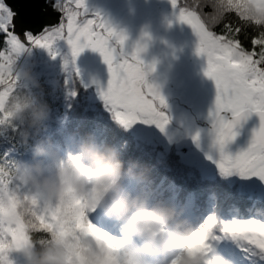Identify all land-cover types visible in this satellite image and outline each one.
Listing matches in <instances>:
<instances>
[{
    "label": "snow or ice",
    "instance_id": "6c2138e0",
    "mask_svg": "<svg viewBox=\"0 0 264 264\" xmlns=\"http://www.w3.org/2000/svg\"><path fill=\"white\" fill-rule=\"evenodd\" d=\"M171 3L177 9L178 20L190 25L198 36L197 54L207 57L205 75L216 85L215 109L209 116L214 142L220 148L221 174L256 177L264 185V28L252 24H264V0H221L228 15L219 32L205 20L203 5L194 0ZM52 7L61 14L58 24L45 26L39 35L25 31L21 36L16 30V10L0 0V103L17 85L14 61L20 54L29 46H39L55 57L56 43L64 41L73 59L85 49L103 57L110 80L102 96L122 124L130 127L142 121L164 131L169 123L162 111L167 107L166 100L147 83L148 71L139 58L143 49L138 45L130 58H124L117 45L122 46L126 36L115 31L98 13L90 17L86 0H55ZM67 64L65 58L66 67ZM229 112L231 120L224 115ZM253 113L259 116L260 126L254 130L250 146L235 157L226 154L225 146L237 135L235 128ZM193 139L199 142V134ZM5 183L6 178L0 174V264H9L7 250L26 242L29 229L34 227L66 237L75 256L72 264H127L120 258L119 245L89 221L83 201L26 220L11 186L5 187ZM247 195L253 206L264 208V191H250ZM190 227L191 236L174 264H225L219 258H207L209 241L220 238L217 232L238 241L242 251L264 262V220L249 218L218 224L213 216H208L196 228L191 224Z\"/></svg>",
    "mask_w": 264,
    "mask_h": 264
},
{
    "label": "clouds",
    "instance_id": "9594fccd",
    "mask_svg": "<svg viewBox=\"0 0 264 264\" xmlns=\"http://www.w3.org/2000/svg\"><path fill=\"white\" fill-rule=\"evenodd\" d=\"M194 2L203 5L204 11L209 9L205 20L211 28L226 22L228 9L221 0ZM252 24L264 28V24ZM18 57L14 61L17 85L0 103V134L10 128L30 150L31 158L0 162V174L6 178L5 187L11 186L25 219L83 201L87 214L100 211L117 226L118 238L105 233L119 245L121 260L174 264L192 232L182 212L151 194L147 171L138 161L126 162L121 148L92 134L61 156L42 135L51 112L43 88L30 71L17 68ZM13 253L22 257L23 264H72L75 259L66 237L40 227L30 228L26 242L7 250L9 264H17Z\"/></svg>",
    "mask_w": 264,
    "mask_h": 264
},
{
    "label": "flooded vegetation",
    "instance_id": "af4514ba",
    "mask_svg": "<svg viewBox=\"0 0 264 264\" xmlns=\"http://www.w3.org/2000/svg\"><path fill=\"white\" fill-rule=\"evenodd\" d=\"M54 2L48 0L46 8L54 9ZM86 7L90 17L98 13L115 31L126 36L124 44L117 45V50L123 51L124 58H130L138 45L143 49L139 58L148 71L146 80L166 100L167 107L162 111L169 117L172 126L170 130H174V110L178 108L190 116L194 115V129L198 127L205 130L215 141L213 121L209 114L215 109L216 85L205 75L207 57L197 54L198 36L191 26L178 20L177 9L170 6L168 0H86ZM57 50L58 54L54 58L56 61L60 59L63 63L65 58H73L67 42L58 45ZM30 51L33 53L34 71L48 50L30 46ZM73 62L75 71L64 67L59 78L69 74L68 79L71 80L75 76L79 78L86 93L95 98L100 97L107 90L110 80L103 57L92 49H85ZM82 74H85L87 85L81 80ZM100 98V104L107 109L103 96ZM224 115L227 119L232 117L230 112ZM235 132L237 135L225 148L240 152L251 143L241 138L238 128Z\"/></svg>",
    "mask_w": 264,
    "mask_h": 264
},
{
    "label": "trees",
    "instance_id": "16d2710c",
    "mask_svg": "<svg viewBox=\"0 0 264 264\" xmlns=\"http://www.w3.org/2000/svg\"><path fill=\"white\" fill-rule=\"evenodd\" d=\"M180 1L183 3V0ZM221 28L222 26H217L215 30L219 32ZM0 47H2V36H0ZM65 75L60 78L61 88L65 93L75 92V98L68 97L55 103L48 102L51 108L50 118L42 133L53 147L61 151L62 155H65L66 145L69 144L75 149L76 144L83 137L92 134L100 142L121 148L122 159L126 162L138 161L147 171L151 194L175 205L192 227L194 225L197 227L200 224L199 220H205L208 216H213L218 224L258 218L257 214L253 216L249 212L252 200L241 198L235 186L221 180L206 179L195 167L185 164L176 153L167 154L159 160L150 149L137 144L101 104H97L94 110L87 109L81 97L84 95V90L79 78L72 76L69 80V75ZM96 129L99 135H95ZM9 135L10 137L0 135V162L30 159V150L20 143L19 136L13 132ZM169 185L174 186L176 195L173 191H167L166 187ZM188 195L192 197L193 202L184 209L182 208L184 197ZM260 209L264 212V208ZM89 217L93 223L99 224L94 213ZM108 222L118 231L112 221L108 220ZM221 242L225 245L227 253L234 257L239 255L241 245L238 241L222 234ZM253 259L256 264H260L254 257Z\"/></svg>",
    "mask_w": 264,
    "mask_h": 264
},
{
    "label": "rangeland",
    "instance_id": "374dc122",
    "mask_svg": "<svg viewBox=\"0 0 264 264\" xmlns=\"http://www.w3.org/2000/svg\"><path fill=\"white\" fill-rule=\"evenodd\" d=\"M168 2L171 6V0H168ZM178 3H181V1L178 0ZM63 43L64 41H59L56 43L55 48L57 54V46H61ZM45 54L46 57L44 58V60L41 61L40 64L37 65L36 70L33 71L32 69L35 63H33V53L32 51H30L29 46L27 50H25L18 57L16 66L19 69L30 71L33 77L39 81L43 88V93L47 102H61L64 98L67 99L68 97H74V95H71L68 92L65 93L62 90L60 84L61 79L59 78V75L61 73L60 71L64 67L69 70L75 71V66L73 65V58L68 59V64L66 67L65 61L63 63L60 61V59L56 61L50 54L49 50ZM65 71L68 72L67 70ZM81 80H84V84L87 85L85 74L81 75ZM84 90V95L82 94L83 96L81 97H83L85 101L84 103L87 105V109L94 110V107H96L97 104H100L99 101L102 95L100 97L95 98L94 96L86 93V89ZM106 107L107 112L110 113L112 117L116 120V122H118L123 127L127 134H129V136L135 142H137V144L150 149L159 160H162V158H164L167 154L176 153L185 164L195 167L198 172L203 175L206 179L221 180L228 183L229 185L235 186V189L237 193L241 196V198L246 197L248 200H250L247 195L248 192L264 191V185H262L261 181L256 177L245 179L241 177L238 173H234L232 175L221 174L218 168L220 148L215 144L214 140L210 137L208 133L205 132V130L199 129L198 127L194 129V115H192V117L189 115V113L176 108L174 110L175 119H173L172 123L174 124V130H170L172 129V126L168 123L164 131H161L157 126L149 125L142 121H137L130 127L125 126L115 117L114 112L110 110V106L106 105ZM201 116L203 117L204 115L202 114ZM10 132H12V130L9 128L7 131L0 135L10 137ZM197 134H199V142L193 139ZM95 135H99L97 129L95 130ZM249 146H247L240 152L246 151ZM74 150L75 149L68 144L64 147V154ZM224 152L233 157L240 153L229 151L227 148H224ZM59 153L61 156H64L61 154V151H59ZM166 189H168V192L173 191L174 195H176L177 193L174 192L173 185L167 186ZM184 199L185 201L182 205V208L185 209L191 206L193 200L190 195L185 196ZM251 203L252 204L249 207V212L252 213L253 216L257 214V219L264 220V212L259 207L253 206V201ZM97 214L103 215L100 211L96 213V216ZM87 215L89 221L92 223L89 217L90 213H88ZM203 222L204 219L199 220L200 224ZM95 226L104 232L107 231L106 233L110 234L114 238H118L117 235H119V233H117V231L113 230L112 228L108 227L106 230L99 225ZM192 228H196V225ZM209 243L211 246L210 251L207 253V258L209 260H212L215 257L225 261V264H236L234 261H232L231 257L225 255V253H222L220 255V249L222 246L219 243V239H212L209 241ZM12 259L16 260L17 264H23L22 257H20L18 254L13 253Z\"/></svg>",
    "mask_w": 264,
    "mask_h": 264
},
{
    "label": "water",
    "instance_id": "95a60500",
    "mask_svg": "<svg viewBox=\"0 0 264 264\" xmlns=\"http://www.w3.org/2000/svg\"><path fill=\"white\" fill-rule=\"evenodd\" d=\"M48 0H5L17 12L16 30L23 36L25 31L33 35L41 34L45 26H55L59 23L60 13L55 9L46 8ZM52 0H49L51 2ZM231 117L229 120H231ZM260 126L259 116L255 113L247 120H242L236 127L241 132V138L251 143L254 130ZM235 128V129H236Z\"/></svg>",
    "mask_w": 264,
    "mask_h": 264
}]
</instances>
